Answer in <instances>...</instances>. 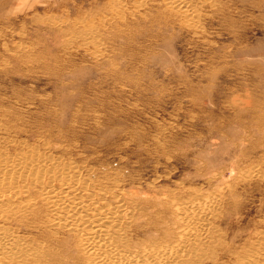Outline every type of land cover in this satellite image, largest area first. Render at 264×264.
Masks as SVG:
<instances>
[{"label":"rangeland","instance_id":"rangeland-1","mask_svg":"<svg viewBox=\"0 0 264 264\" xmlns=\"http://www.w3.org/2000/svg\"><path fill=\"white\" fill-rule=\"evenodd\" d=\"M0 171V231L40 255L8 264L80 261L45 185L87 215L133 195L112 224L129 245L153 241L160 197L210 194L172 264H264V0H0Z\"/></svg>","mask_w":264,"mask_h":264},{"label":"bare ground","instance_id":"bare-ground-1","mask_svg":"<svg viewBox=\"0 0 264 264\" xmlns=\"http://www.w3.org/2000/svg\"><path fill=\"white\" fill-rule=\"evenodd\" d=\"M171 8H176V6L171 5ZM3 174L0 171V205L6 207L11 204L15 195L14 193L8 194L7 188L2 189V185L6 184L10 178ZM64 179L67 180L63 182L64 192L69 190L76 192L77 185H81L82 189L86 187V184L79 180L77 174L72 175L69 179L64 176ZM76 181H79L78 184ZM189 193L192 195L187 196L186 200L160 197L158 201L166 210L161 218L162 225L159 226V231L152 238L153 241L151 240L145 245L139 243L129 245L119 234L121 233L122 220H128L132 213L131 210H126L128 209L125 206L127 201H124L123 198L132 200L134 199L133 195L128 194L127 197L117 196L114 198L118 211L103 206L94 209L93 213L87 215L86 213L89 212L83 209L78 201L63 200L51 185L39 188L41 204L44 208H48L51 219H47L53 227L80 226L84 228L82 232L76 230L73 233L75 241L73 250L80 260L76 264L178 263L175 259L188 253L187 245L189 247L194 239L198 238L204 225L203 220L215 208V198L210 194ZM149 200L151 199L148 197L144 198V202ZM153 203L156 205L155 202ZM33 205L34 203H26L22 207L30 209ZM158 220H154L152 223L156 224ZM115 222H120V224H115L112 227ZM6 232L0 231V264H8L6 258H11V262L16 259L18 263H26L28 260L35 261L40 258L39 252L26 253L23 251V247L10 239L11 235L9 236ZM155 238L157 239L154 240ZM39 248L41 250V247ZM54 256V253L50 255V257ZM253 260L254 258L249 257V262L245 264H253Z\"/></svg>","mask_w":264,"mask_h":264}]
</instances>
